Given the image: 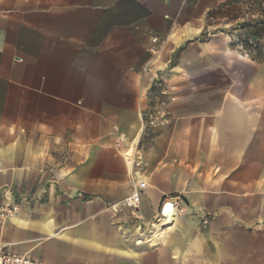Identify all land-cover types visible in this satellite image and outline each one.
<instances>
[{
	"label": "crops",
	"instance_id": "1",
	"mask_svg": "<svg viewBox=\"0 0 264 264\" xmlns=\"http://www.w3.org/2000/svg\"><path fill=\"white\" fill-rule=\"evenodd\" d=\"M229 1L0 0V250L264 264V43L215 23ZM132 149L148 182L137 213L122 203Z\"/></svg>",
	"mask_w": 264,
	"mask_h": 264
},
{
	"label": "built area",
	"instance_id": "2",
	"mask_svg": "<svg viewBox=\"0 0 264 264\" xmlns=\"http://www.w3.org/2000/svg\"><path fill=\"white\" fill-rule=\"evenodd\" d=\"M159 40L153 39V46L150 50L151 62L143 70L144 74H150L153 71L152 65L159 59L160 48ZM126 160L130 164L131 170L129 174L130 187L129 195L123 200V204L126 208L133 210L135 213L139 212V208L142 202V195L148 187L146 180V167L142 155L138 149L126 154ZM116 207V206H115ZM15 211V208L13 209ZM8 213V211H4ZM176 207L172 198L166 199L160 209V215L158 222L160 225H169L173 222L175 217ZM163 223V224H161ZM0 264H38L37 261L19 256L16 254L8 253L0 250Z\"/></svg>",
	"mask_w": 264,
	"mask_h": 264
},
{
	"label": "rangeland",
	"instance_id": "3",
	"mask_svg": "<svg viewBox=\"0 0 264 264\" xmlns=\"http://www.w3.org/2000/svg\"><path fill=\"white\" fill-rule=\"evenodd\" d=\"M248 15V17L246 16ZM241 18L244 20L241 21ZM237 20V24L229 29H221L226 30L227 32L233 33L235 39L238 44L247 40V36L251 35L253 29L248 27L249 25L255 27L254 34L257 35L258 40L255 42L252 48L255 52H259L262 49V45L264 43V0H231L229 1L225 7H223L219 11V16L216 19L215 23H220L222 25L229 24L230 21ZM211 23L213 20H210ZM235 40V42H236ZM164 83H158L157 90L163 91ZM156 102H164V96H157ZM151 100V104L154 103ZM131 151L128 153L131 154Z\"/></svg>",
	"mask_w": 264,
	"mask_h": 264
},
{
	"label": "trees",
	"instance_id": "4",
	"mask_svg": "<svg viewBox=\"0 0 264 264\" xmlns=\"http://www.w3.org/2000/svg\"><path fill=\"white\" fill-rule=\"evenodd\" d=\"M248 27H250V29H253L251 32V35L247 36V40H244V42H241L242 46L246 49H250L253 47V45L255 44V42L258 40V37L256 34H254V30L256 29L255 27H252L249 25ZM156 91V90H155Z\"/></svg>",
	"mask_w": 264,
	"mask_h": 264
},
{
	"label": "bare ground",
	"instance_id": "5",
	"mask_svg": "<svg viewBox=\"0 0 264 264\" xmlns=\"http://www.w3.org/2000/svg\"><path fill=\"white\" fill-rule=\"evenodd\" d=\"M161 224H163V223H161ZM162 226H164V224Z\"/></svg>",
	"mask_w": 264,
	"mask_h": 264
}]
</instances>
